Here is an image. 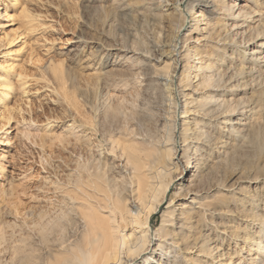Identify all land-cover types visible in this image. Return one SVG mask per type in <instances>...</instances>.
Here are the masks:
<instances>
[{"label":"rangeland","instance_id":"374dc122","mask_svg":"<svg viewBox=\"0 0 264 264\" xmlns=\"http://www.w3.org/2000/svg\"><path fill=\"white\" fill-rule=\"evenodd\" d=\"M234 2L205 0L207 24L191 32L197 0H0V264L53 263L83 233L86 193L101 186L129 209L140 181H160L151 237L170 202L209 206L188 214L174 264H264V0H238L261 12L256 28L232 25ZM177 39L203 69L184 81L190 99L224 102L201 125L222 161L190 189L195 160L182 173L169 162L181 118L207 108L184 114L153 76L172 73ZM211 73L216 88L199 86Z\"/></svg>","mask_w":264,"mask_h":264},{"label":"bare ground","instance_id":"6f19581e","mask_svg":"<svg viewBox=\"0 0 264 264\" xmlns=\"http://www.w3.org/2000/svg\"><path fill=\"white\" fill-rule=\"evenodd\" d=\"M197 1V7L200 9L196 10V14L192 19L191 32L200 31L203 29L201 24H207L203 23L207 18L202 13L205 10V0ZM234 1V4L227 6L226 16L232 20L233 24H231L235 28L244 25L248 20H253V23H255L253 28L261 25L260 23L263 20L260 18L262 14L259 10L247 3L240 4L238 0ZM185 23L186 21L180 26V30H182ZM3 26H7V24H3ZM173 46L174 51L170 56L173 63L172 73L165 74L155 70L153 76L157 83L163 85V91L166 92L167 96L180 103L183 106L184 114H188L191 111L189 106L192 107L200 103V100L190 99L194 91L190 93L188 90L191 89L192 85L190 83L185 84L184 81L193 73L200 76L203 69L195 61L196 57L191 58V52L181 40L177 39ZM158 60H162V57ZM228 71L227 69V72L223 75L226 73L229 75ZM176 78L179 80L177 84L174 81ZM216 80H220L219 75L214 73L203 74L198 85L206 83L210 88H216L211 86ZM207 97H203L202 100L205 102L199 104L207 108V110H204L205 115H200L202 117L200 120L193 118L192 121H188L186 118H181L179 122L181 125L179 132L181 144L180 146L175 145L173 161L169 162V165H172L171 168L180 169L182 173L192 160H195V172L191 178L186 179L187 184L183 186L189 189L196 182L211 176L222 161L210 160L212 143L210 140H206L208 138L207 131L203 130L201 125L204 124L202 119L213 118L217 116V113H221L220 109L224 102L208 100ZM168 166L165 165L161 168L166 169ZM159 183L160 181H157V184L153 183V187H157ZM95 187L93 192L85 194L80 204L81 209L84 208V211L80 214L83 230L81 237L71 240L67 246H63L61 248L64 252L63 256L56 258L51 264H174V259L171 260L170 255L176 250L182 251L180 245L184 241L185 230L188 226V214L196 211L204 214L209 209V206L198 200L193 193H190V200L181 207L178 213L175 212V208H170L173 206L170 202L169 209L164 213V217H166L165 224L156 231L155 237H151L153 228L151 229L150 221L157 208L155 205L150 206L153 190L150 184L141 183L140 181L137 189L134 190L135 194L132 192L134 197L132 196V204L129 209L121 207L120 202L122 199L119 200L117 199L118 196H112L114 195L110 193L112 191H106L101 186ZM182 191L183 188H180L179 193ZM146 209H149L148 212H146ZM105 212L107 214H104ZM106 220L109 222H106ZM140 225H143V227L140 228ZM175 232L178 237L172 239L171 235ZM203 254L208 257L212 254V248H205ZM22 264H34L33 257L28 254Z\"/></svg>","mask_w":264,"mask_h":264}]
</instances>
